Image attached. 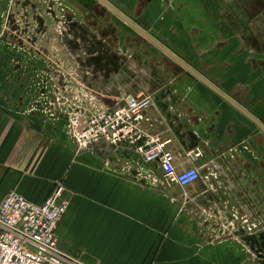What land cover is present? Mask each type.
<instances>
[{
    "label": "crops",
    "instance_id": "1",
    "mask_svg": "<svg viewBox=\"0 0 264 264\" xmlns=\"http://www.w3.org/2000/svg\"><path fill=\"white\" fill-rule=\"evenodd\" d=\"M56 44L97 102L150 96L144 128L199 180L168 185L125 146L76 153L65 119L36 113ZM57 183L58 246L83 264H260L264 0H0V204Z\"/></svg>",
    "mask_w": 264,
    "mask_h": 264
},
{
    "label": "built area",
    "instance_id": "2",
    "mask_svg": "<svg viewBox=\"0 0 264 264\" xmlns=\"http://www.w3.org/2000/svg\"><path fill=\"white\" fill-rule=\"evenodd\" d=\"M56 101H59L58 99ZM152 105L150 96H125L116 104L96 103L95 109H59L66 122V134L76 153L105 144L109 154L121 146L130 149L143 164H152L168 185L190 187L200 178L193 165L177 170L175 155L168 141L144 128V113ZM202 157L199 149L189 150L185 158L191 164ZM61 183L51 194L34 204L16 192L0 204V264H83L58 246L57 229L69 207Z\"/></svg>",
    "mask_w": 264,
    "mask_h": 264
},
{
    "label": "rangeland",
    "instance_id": "3",
    "mask_svg": "<svg viewBox=\"0 0 264 264\" xmlns=\"http://www.w3.org/2000/svg\"><path fill=\"white\" fill-rule=\"evenodd\" d=\"M61 4L64 6L63 3ZM54 5L55 10L58 11L60 8L59 4ZM8 23L9 29L14 30V25L17 23L15 22L13 16H11V19ZM47 23L48 22H39V34H46L47 27L45 25H49ZM52 24L54 30L55 24L58 23L52 22ZM10 26L12 28H10ZM22 28L24 29V26ZM86 32L89 33L90 31L86 30ZM49 33L51 34V38H54L56 35L55 31H53L54 36H52L53 34L51 29H49ZM60 49V44H56V48L53 50L55 52L54 65L53 68H51L52 71L54 70L53 74L51 77H49V79H47V82L42 83L41 81L38 84L39 91H36V106H38L39 109H36L38 111H36V113L40 118H44V116L50 117L51 115V118L58 116L64 119V116L60 114L59 109L62 110L64 107L69 106L71 107V110H78L80 108L91 111L95 109V101L97 103V100L94 98L97 92L91 89L90 86L85 83L82 75H80L78 72L79 70L76 69V67L72 64V61L70 63V61L66 60L63 55H61ZM40 50L43 49L40 48ZM51 61L49 64H52ZM57 99L59 101H56ZM47 114H49V116H47ZM261 223V227L257 232H259V236L264 239V219ZM260 252L259 261L260 264H264V248H261Z\"/></svg>",
    "mask_w": 264,
    "mask_h": 264
},
{
    "label": "flooded vegetation",
    "instance_id": "4",
    "mask_svg": "<svg viewBox=\"0 0 264 264\" xmlns=\"http://www.w3.org/2000/svg\"><path fill=\"white\" fill-rule=\"evenodd\" d=\"M21 50H23V49H21Z\"/></svg>",
    "mask_w": 264,
    "mask_h": 264
}]
</instances>
